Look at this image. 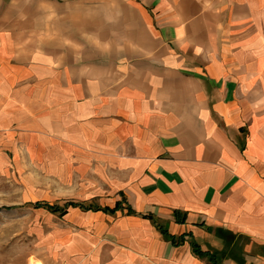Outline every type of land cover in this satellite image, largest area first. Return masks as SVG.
<instances>
[{"label": "crops", "instance_id": "1", "mask_svg": "<svg viewBox=\"0 0 264 264\" xmlns=\"http://www.w3.org/2000/svg\"><path fill=\"white\" fill-rule=\"evenodd\" d=\"M47 153L113 199L73 264H264V0H0V169Z\"/></svg>", "mask_w": 264, "mask_h": 264}, {"label": "rangeland", "instance_id": "2", "mask_svg": "<svg viewBox=\"0 0 264 264\" xmlns=\"http://www.w3.org/2000/svg\"><path fill=\"white\" fill-rule=\"evenodd\" d=\"M6 156L11 163L0 169V264H73L99 243L108 262L114 244L108 220L78 207L53 212L43 203L63 206L76 200L94 208L113 199L100 191L87 192L91 188L84 184L88 179L82 178L83 171L67 169L64 160L52 162L51 154L36 161L26 154L15 160L14 154Z\"/></svg>", "mask_w": 264, "mask_h": 264}, {"label": "trees", "instance_id": "3", "mask_svg": "<svg viewBox=\"0 0 264 264\" xmlns=\"http://www.w3.org/2000/svg\"><path fill=\"white\" fill-rule=\"evenodd\" d=\"M40 204L41 203H35L34 206L35 207H41L42 204L41 205ZM43 204L48 210L53 211V212L60 211L61 214H64L66 212L67 208L70 206H73V207L79 206L80 208L91 209V207L86 206L83 203H78V202H74V201H67L65 203V205H63V206H60L59 204H50V203H46V204L43 203ZM119 204H120L119 202H116L114 207H105L104 209L115 210L119 207ZM95 209H101V207H95ZM164 232H166V231H164ZM195 246H194V248H195L194 250L199 251L198 248Z\"/></svg>", "mask_w": 264, "mask_h": 264}]
</instances>
